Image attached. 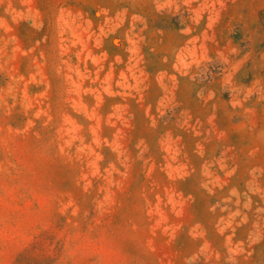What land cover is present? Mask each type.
Here are the masks:
<instances>
[{"label": "rangeland", "instance_id": "obj_1", "mask_svg": "<svg viewBox=\"0 0 264 264\" xmlns=\"http://www.w3.org/2000/svg\"><path fill=\"white\" fill-rule=\"evenodd\" d=\"M0 264H264V0H0Z\"/></svg>", "mask_w": 264, "mask_h": 264}]
</instances>
